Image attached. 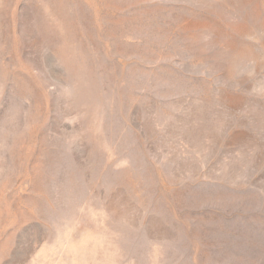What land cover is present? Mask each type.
<instances>
[{
    "label": "rangeland",
    "instance_id": "rangeland-1",
    "mask_svg": "<svg viewBox=\"0 0 264 264\" xmlns=\"http://www.w3.org/2000/svg\"><path fill=\"white\" fill-rule=\"evenodd\" d=\"M0 264H264V0H0Z\"/></svg>",
    "mask_w": 264,
    "mask_h": 264
}]
</instances>
